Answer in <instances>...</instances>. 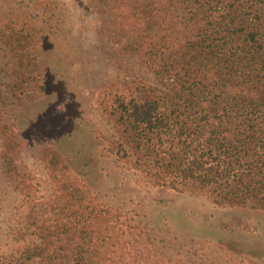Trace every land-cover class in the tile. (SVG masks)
<instances>
[{
    "label": "rangeland",
    "instance_id": "obj_1",
    "mask_svg": "<svg viewBox=\"0 0 264 264\" xmlns=\"http://www.w3.org/2000/svg\"><path fill=\"white\" fill-rule=\"evenodd\" d=\"M122 9L112 0H0L1 82L8 94L24 86L27 98L19 128L0 133V151L15 136L0 160V264H42L27 255L46 244L48 219L69 203L65 179L99 209L94 223L108 226L121 264H264V209L153 185L119 145L100 102L105 88L160 84L139 53L151 27L136 6Z\"/></svg>",
    "mask_w": 264,
    "mask_h": 264
},
{
    "label": "trees",
    "instance_id": "obj_2",
    "mask_svg": "<svg viewBox=\"0 0 264 264\" xmlns=\"http://www.w3.org/2000/svg\"><path fill=\"white\" fill-rule=\"evenodd\" d=\"M112 1L127 13L136 6L140 22L151 27L154 37L139 53L160 83L116 82L102 93L119 145L131 150V166L153 185L264 209V0ZM4 77L0 73V82ZM5 84L0 133H12L27 98L24 86L14 91L9 85L8 94ZM19 93L23 102L15 101ZM14 138L0 160H8ZM50 177L56 180L55 170ZM59 186L69 203L48 219L46 244L27 256L42 264H121L105 235L108 226L94 223L101 214L96 205L72 191L69 179ZM231 218L243 219L236 212ZM17 257L25 258L20 251Z\"/></svg>",
    "mask_w": 264,
    "mask_h": 264
},
{
    "label": "crops",
    "instance_id": "obj_3",
    "mask_svg": "<svg viewBox=\"0 0 264 264\" xmlns=\"http://www.w3.org/2000/svg\"><path fill=\"white\" fill-rule=\"evenodd\" d=\"M12 170L4 171L3 174H7V172L11 173ZM0 172H2V168L0 167Z\"/></svg>",
    "mask_w": 264,
    "mask_h": 264
}]
</instances>
